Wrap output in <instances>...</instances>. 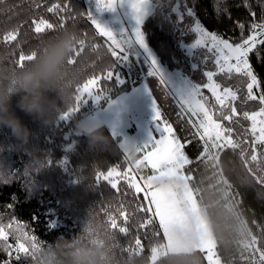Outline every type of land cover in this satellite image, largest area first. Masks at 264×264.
I'll return each mask as SVG.
<instances>
[{
	"label": "trees",
	"instance_id": "16d2710c",
	"mask_svg": "<svg viewBox=\"0 0 264 264\" xmlns=\"http://www.w3.org/2000/svg\"><path fill=\"white\" fill-rule=\"evenodd\" d=\"M55 3H60L61 8L66 10L60 11L59 14L49 12L48 8ZM170 4V0H162L143 25L149 43L164 62L169 61L165 55L168 51L181 55L178 48L180 37H183L182 30L190 25V17H196L206 29L234 43H240L252 34L253 23H264V0H182L181 7L188 11L187 15L183 10V16L179 11L171 9ZM88 15L85 0H4L0 3V54L7 57L0 62V82L8 83V73L19 67L17 61L21 54L28 55L33 51H40L49 38L66 27L75 26L80 38L86 34L88 44L104 45L106 38L96 34ZM186 16H189L188 21ZM41 19L52 23L54 29L36 33L33 22ZM241 24L244 25L243 29L239 26ZM13 30L19 31L17 40L5 41L3 37ZM249 60L261 82V87L254 89V93L259 96L264 91V45H258L250 54ZM28 63L25 61V64ZM168 63L173 64L171 61ZM117 68L123 67L119 59L111 57L107 52V45H104L99 53L86 47L77 64L68 65L67 82L70 84L73 100L76 88L88 78ZM215 77L219 80L221 74ZM131 86V81L119 83L113 76L111 80H101L99 88L107 99ZM153 88L159 98L160 107L170 114L178 132L187 133L189 127L180 120L183 116L179 106L161 97L156 85ZM246 93V90L241 91V96L234 102L240 115L234 117L232 122L224 123L233 129V138L242 141V148L250 156L254 147L252 140L246 138L250 120L244 119L243 113L250 114L264 105H261L258 99L246 100ZM49 96L55 99L61 108L54 125H46L20 109L16 106L19 96L12 97L16 115L30 129V137L26 143L17 138L10 127L0 125V217L3 223L15 219L20 225L26 226L25 231L36 235L43 243H55L60 239L77 237L91 222L98 221L109 230V225L105 222L109 213L117 215L118 224L125 226L122 218L116 213V208L126 207L129 213H135L126 224L129 233L121 234L118 230L111 232L118 235V243L123 247L134 245V240L139 234L144 247L147 248L158 238L154 237L151 231L145 235V230L137 227L145 215L135 212L138 204L146 203L143 194H136L124 179L119 180L116 189L107 181L96 179L99 172L105 173L114 166L124 168L127 164L128 159L117 137L107 126H103L102 131L109 137V143L91 144L87 135L72 132L83 110L66 119L63 115L69 109L65 108L58 92L52 91ZM85 109V113L91 110ZM69 131L72 133L67 137ZM195 132L191 126L184 135L187 145L185 150L193 160L202 151V142ZM69 141L72 142L71 148L66 146ZM222 153L237 156L244 164L240 150L226 149ZM196 165L194 163L192 167L195 169ZM252 167L257 175H261L255 165ZM240 198L244 210L252 218L254 233L258 240H261L260 246L264 247V193L250 192ZM54 217H57L56 226L51 224ZM8 242L15 243L11 233ZM218 252L225 262L219 248ZM249 257V251L245 254L236 253L230 258L231 264H249ZM6 259V253L0 251V262ZM12 264H32V261L22 259L17 262L13 259ZM204 264H207L205 259Z\"/></svg>",
	"mask_w": 264,
	"mask_h": 264
},
{
	"label": "snow or ice",
	"instance_id": "6c2138e0",
	"mask_svg": "<svg viewBox=\"0 0 264 264\" xmlns=\"http://www.w3.org/2000/svg\"><path fill=\"white\" fill-rule=\"evenodd\" d=\"M4 0H0L3 3ZM116 0H98V6L101 9H113ZM146 5V0H131V6L139 15L142 14ZM61 8L60 3H55L48 8L51 13L59 14ZM255 15V13H253ZM88 20L95 27L96 34L99 37L106 38L104 45H107V52L111 57L120 59L125 54V48L130 41L128 36H117L113 32L102 27L95 19L88 15ZM34 31L36 33H43L46 30H53L54 25L47 20L41 19L34 21ZM243 29L244 25H239ZM252 34L244 39L241 43H230L228 39H224L221 35L207 31L201 24L197 25V31L200 33L198 44L208 47V50L213 52L216 59L215 64L218 67V73L239 74L247 78V97L246 100H259L261 105H264V91L257 96L254 89L261 87V82L254 72L253 65L250 63L249 56L257 49L258 45H264V23H253L251 25ZM19 36L18 30L8 32L3 39L7 42L16 41ZM134 39L143 43L142 34L137 31ZM87 35L84 34L80 38L79 45L73 50L68 65H76L78 58L84 52L85 48H90L93 52L99 53L104 45L97 43H86ZM35 51L28 55L21 54L17 61L19 67L25 65V61H33L36 58ZM155 64V61H153ZM217 72L208 71L206 76L208 83L204 85L213 97H215V104L219 105L218 112L215 105L210 104L206 96L203 95L201 87L192 90L181 98V107L185 112L190 113L192 117L196 118V122L192 123V127L196 130L195 135L202 142V151L199 156L193 160L185 153L186 143H182L180 138L176 135L173 126L162 118L160 109L157 111L158 124L162 130L159 139L154 140L151 145H146L143 149L144 155L134 165L129 167L128 171L121 173L116 167H112L105 174L99 172L96 176L97 180L103 179L107 181L112 188H117L118 180L113 177H118L128 181L129 187L135 190L136 194H143V200L146 203H141L136 206L135 212L144 213V219L139 222L138 229H144L145 235L151 231L157 241H162L160 244L152 246V252L155 254L158 249L165 245L172 246L173 234L177 229L198 231L201 247L200 252L206 260L207 264H223V261L218 252V244L213 236L211 229L206 219L200 214L199 209V191L191 186L192 181L195 180V172L197 168H193L195 163L199 165L201 162L208 163L210 161H218L219 156L226 149L233 151L240 150L241 158L248 171L256 175L252 165L261 175H256L257 182L264 183V150L257 151L254 147L252 153L249 154L242 148V141L234 139L233 129L227 126L224 122H232L234 117L240 115L237 112L235 101L239 99L238 90H233L230 87L221 89V85L216 82L214 77ZM115 74L110 69L102 75H93L88 78L80 86L76 88V95L74 97V107L64 113V118H67L78 112L82 102L86 101L87 97L96 94L102 89L99 88L101 80H111ZM164 85L163 81L160 82ZM165 86V85H164ZM243 118L251 121V134L254 137V144L264 146V107H261L258 112L249 114L243 113ZM150 149V150H149ZM126 159L127 156H126ZM148 166L152 170V174L146 178L141 176L140 181L137 182L135 175L131 173H139V171ZM176 176L180 175L188 183L185 184L181 191L176 186L158 187L154 184V179L157 176ZM229 194L231 195V185L229 184ZM236 195H239L238 193ZM240 203H242L239 197ZM116 213L122 218L125 226L118 224L117 215L107 214L106 223L109 225V230H118L121 234H128L129 228L126 226L127 222L135 213H129L126 207L116 208ZM26 226L20 225L15 219L8 223H3L0 217V251L6 253L7 259L0 262V264H12V260L19 262L22 259L31 260L35 264L36 255L42 246L43 242L34 234H29L25 231ZM87 230L91 232L92 225L89 224ZM12 235L15 243H9V235ZM264 235V234H262ZM261 240L257 236H253L251 241L246 245L250 253L249 264H264V247H261ZM144 244L139 238L134 240V245H129L121 248L122 254L127 252L131 254L133 251H143ZM153 255V261L156 260Z\"/></svg>",
	"mask_w": 264,
	"mask_h": 264
},
{
	"label": "clouds",
	"instance_id": "9594fccd",
	"mask_svg": "<svg viewBox=\"0 0 264 264\" xmlns=\"http://www.w3.org/2000/svg\"><path fill=\"white\" fill-rule=\"evenodd\" d=\"M80 35L75 26L64 28L49 38L37 53L35 60L23 67L9 71L5 84L0 82V125L8 126L13 134L27 142L30 129L16 115L12 97L19 96L16 106L33 115L46 125H54L61 108L49 93L57 91L65 108L74 107L67 61L79 45ZM6 55L0 54V62ZM79 132L87 135L91 144L109 143L102 122L92 115H86L76 123ZM144 147L135 139L123 143V152L130 163L135 164ZM195 180L190 182L199 191L200 214L206 219L225 264H231V257L248 252L246 245L254 233L252 218L244 210L239 197L250 192L264 193V183L257 182L244 164L231 154L222 153L218 161L201 162L195 166ZM158 187L176 186L183 190L188 183L180 175L157 176ZM231 185V195L229 194ZM239 195H236V194ZM87 229L73 239H60L55 243H43L35 264H204L200 252L201 240L197 230L177 229L173 234L172 246L165 245L154 254L152 246L162 241H153L141 251L122 254V244L117 234L98 221L91 222ZM153 255L157 258L153 261Z\"/></svg>",
	"mask_w": 264,
	"mask_h": 264
},
{
	"label": "rangeland",
	"instance_id": "374dc122",
	"mask_svg": "<svg viewBox=\"0 0 264 264\" xmlns=\"http://www.w3.org/2000/svg\"><path fill=\"white\" fill-rule=\"evenodd\" d=\"M85 1L88 6L89 14H91L95 21L102 27L113 32L118 37L128 36L131 38L125 48L124 56L119 59V63L123 68H117L112 71L119 83L129 80L132 82V86L114 96H109L107 99H105L103 91L87 97L86 101L82 102L80 106L79 110H83V114L79 119L84 118L86 115H92L98 118L103 126H107L117 137L122 148L123 143L129 139H135L145 147L146 145H151L154 140L159 139L162 134L157 120V111L160 109L162 118L166 119L167 122L173 126L176 135L180 138L182 143H185L184 135L188 133L192 123L196 122V118L192 117L190 113L185 112L181 107L182 96L200 86L203 95L207 97L210 104L215 105L217 112L220 107L215 104V97L204 87V85L208 83L206 73L208 71L218 73V67L215 64L216 57L214 53L209 51L208 47L197 43L200 39V33L196 29L197 25H202V23L198 21L196 17H190V25L182 30L184 32L183 37H180L178 48L179 51H181V55L169 51L167 53L165 52L166 58L169 59L168 62L171 61L173 63L169 64L161 60L159 54L149 43L143 28L145 21L154 13L157 4L162 0H146V5L142 14L139 15V18L138 14L131 6V0H116L113 9H101L98 6V0ZM170 3V8L179 11L182 16L183 10H185L186 14L188 13L185 8L181 7L182 0H170ZM188 20L189 16H186V21ZM183 21L184 17L182 19V26ZM206 30L209 31L208 29ZM137 31L142 34L143 43L134 39ZM223 38L227 39L225 37ZM258 39L260 38L258 37ZM229 42L234 43L231 40H229ZM153 61H155V64H153ZM218 74H221V79L218 80L217 77H214V79L221 85V89L230 87L233 90H238V96H241V91L246 90L247 92V78L239 74ZM161 81H163L165 86L160 84ZM154 85H156L161 97L179 106L183 116L180 120L187 123L189 127V130H186L187 133L180 134L170 114L160 107L158 103L159 98L153 88ZM244 97H247V93ZM103 99H105L104 102L102 101ZM85 108H91V110L85 113ZM258 111L259 110H255L254 112ZM71 116L66 119L71 118ZM190 121L192 123H190ZM250 129L251 121L248 129L249 133L246 138L248 139L249 137V139L252 140L253 146L257 151L264 150V146L254 144V137ZM193 130L195 129L193 128ZM72 132L76 134L81 133L78 131L77 127H75ZM72 132H67V137H70ZM66 146L67 148H71L72 142L69 141ZM185 153L187 154L186 150ZM143 155L144 152L141 153L140 159ZM114 167H116L119 172L124 173L128 171L129 167L134 168L135 165L128 160L124 168L120 166ZM106 173L107 171L105 174ZM151 174V168L145 166L139 173H131L130 175H135L137 182H141V176L146 178ZM113 179L119 182L121 178L113 177ZM141 186H144L142 182ZM56 219L57 217H54L51 221L53 226L58 224ZM223 264H225L224 261Z\"/></svg>",
	"mask_w": 264,
	"mask_h": 264
}]
</instances>
